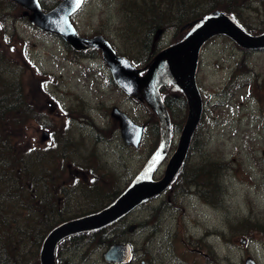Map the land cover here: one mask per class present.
Here are the masks:
<instances>
[{
	"label": "rangeland",
	"instance_id": "rangeland-1",
	"mask_svg": "<svg viewBox=\"0 0 264 264\" xmlns=\"http://www.w3.org/2000/svg\"><path fill=\"white\" fill-rule=\"evenodd\" d=\"M38 1L44 10L55 3ZM132 1L147 0H84L72 23L80 35L100 34L119 54L142 65L151 50L175 43L186 30L169 26L147 45V31L126 17L124 9ZM240 1L244 4L233 13L237 20L249 33H263L264 0ZM0 57V77L15 80L30 117L11 132L15 143L41 155L59 149L52 175L65 184L69 201L60 202L58 211L67 217L96 210L119 195L158 140L146 106L114 85L98 51L75 56L59 37L34 29L20 8L3 0ZM196 84L203 111L181 176L115 224L110 238L131 245L130 264H244L247 257L264 264V49L244 51L227 37L211 39L201 50ZM112 107L145 125L138 149L124 145L109 117ZM174 108V126L179 127L156 179L164 173L186 117L182 104ZM44 131L50 137L41 142ZM192 170H206L205 187L196 175L195 183L181 188ZM105 240L99 245L84 240L74 247L65 242L56 248V263L109 264L102 257L109 244Z\"/></svg>",
	"mask_w": 264,
	"mask_h": 264
},
{
	"label": "water",
	"instance_id": "water-1",
	"mask_svg": "<svg viewBox=\"0 0 264 264\" xmlns=\"http://www.w3.org/2000/svg\"><path fill=\"white\" fill-rule=\"evenodd\" d=\"M26 9L24 15L31 25L61 37L75 51L97 48L101 51L103 62L108 67L113 82L130 98L143 101L154 113L158 121L159 144L140 173L129 187L110 206L96 213L66 221L55 227L44 239L40 252V264H55L54 250L57 243L70 235L100 229L122 218L140 203L162 193L178 172L189 148L192 134L199 122L202 103L195 83L199 51L203 44L217 35L231 38L245 49L264 48V34L249 36L219 11H214L188 37L175 45L161 50L147 66L146 73L140 76L128 59L118 56L102 36L80 37L69 21L82 4L80 0H62L53 9L44 13L37 0H9ZM31 12V14H29ZM192 23L187 26H191ZM175 84L181 89L187 101V117L181 130L177 148L171 155L164 176L153 180L152 176L160 161L165 157L171 144L172 132L170 118L159 94V88ZM110 116L118 123L120 135L126 145L138 148L144 131L117 108H112ZM47 132L41 135L44 142ZM131 230V228H130ZM108 263L127 264L132 258L128 244H112L104 252ZM244 264H255L246 258Z\"/></svg>",
	"mask_w": 264,
	"mask_h": 264
},
{
	"label": "trees",
	"instance_id": "trees-1",
	"mask_svg": "<svg viewBox=\"0 0 264 264\" xmlns=\"http://www.w3.org/2000/svg\"><path fill=\"white\" fill-rule=\"evenodd\" d=\"M3 1L9 7L17 8L10 1ZM238 4L240 6L244 3L240 0H192L189 2L187 0H169V2L167 0H147L142 4L129 2V6L124 10L126 17L138 22L139 30L147 31L148 37L146 42L144 39L143 41L148 45L152 44L153 40L150 34L167 29L172 25L176 28L181 27L207 16L214 9H219L236 20L233 13ZM190 30H187L184 36ZM157 51L155 48L151 50L144 60V66L151 62ZM124 56L129 58L128 55ZM2 62L3 59L0 57V68ZM19 92L21 90L14 79L8 82L0 77V264H39L40 244L52 229L64 221L79 217V214L83 216L103 209L112 203L117 195H113L106 205L96 210L78 212L67 217L58 211L57 207L60 202L69 201L65 184L60 183L58 177L52 175L53 167L60 156L59 149L51 150L46 155H41L35 150L27 151L15 143L11 135L13 130L23 128L25 119H30L28 108ZM161 93L164 102L171 110L173 104H170L169 95L179 98L184 104L182 93L175 87L165 88L161 90ZM170 116L172 118V113ZM154 125L157 128L155 118ZM182 167L169 188L172 187L176 178L181 176ZM196 175L199 178L202 176L200 181L203 187L208 184L206 170L203 172L192 170L190 178H182L181 188L188 185V182L189 184L195 183ZM211 177L212 175L209 179ZM202 193L205 199L210 198L205 191ZM32 223L34 227L28 225ZM114 225L115 223L100 230L68 236L62 239L57 247L65 242L69 246H80L84 240L86 243L96 245L103 244L105 239H108L105 240L106 243H111L114 237L110 238V229ZM256 229L262 231V227H256ZM31 248H35L32 254L30 253Z\"/></svg>",
	"mask_w": 264,
	"mask_h": 264
},
{
	"label": "bare ground",
	"instance_id": "bare-ground-1",
	"mask_svg": "<svg viewBox=\"0 0 264 264\" xmlns=\"http://www.w3.org/2000/svg\"><path fill=\"white\" fill-rule=\"evenodd\" d=\"M209 233L212 235V234H213V230L210 229V230H209Z\"/></svg>",
	"mask_w": 264,
	"mask_h": 264
},
{
	"label": "snow or ice",
	"instance_id": "snow-or-ice-1",
	"mask_svg": "<svg viewBox=\"0 0 264 264\" xmlns=\"http://www.w3.org/2000/svg\"><path fill=\"white\" fill-rule=\"evenodd\" d=\"M79 3H80V0H77V5H79Z\"/></svg>",
	"mask_w": 264,
	"mask_h": 264
}]
</instances>
